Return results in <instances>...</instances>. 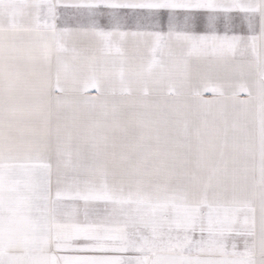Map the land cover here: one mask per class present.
I'll list each match as a JSON object with an SVG mask.
<instances>
[{"label": "snow or ice", "instance_id": "1", "mask_svg": "<svg viewBox=\"0 0 264 264\" xmlns=\"http://www.w3.org/2000/svg\"><path fill=\"white\" fill-rule=\"evenodd\" d=\"M0 264H264V0H0Z\"/></svg>", "mask_w": 264, "mask_h": 264}]
</instances>
